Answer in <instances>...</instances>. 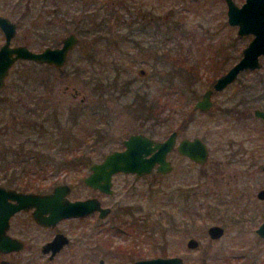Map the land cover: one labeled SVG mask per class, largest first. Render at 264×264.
<instances>
[{"label":"flooded vegetation","instance_id":"obj_1","mask_svg":"<svg viewBox=\"0 0 264 264\" xmlns=\"http://www.w3.org/2000/svg\"><path fill=\"white\" fill-rule=\"evenodd\" d=\"M68 1L75 0H0V46L5 41L8 47L24 46L32 51H40L45 46H59L62 36L58 39V43H50L43 47H41L40 37L51 33L50 30L57 21L61 23L55 14L60 4ZM80 1L93 2L92 0ZM114 1L116 0L112 2ZM46 2L52 5L48 7L41 5ZM114 13V8L107 10L105 13L107 16L103 15L97 22L95 13L93 16L83 15L75 20L74 30L66 33L75 34L77 40L78 34L97 33L99 35L98 39L102 41V44L98 48L91 47L86 50L84 58L80 59L83 64L93 66L96 63L98 66H104L107 63L105 54H109L115 47L119 48L126 41L133 47L146 45L148 40L145 36L154 37L157 34L159 27L157 21L152 20L154 19L152 9H146L144 13H141L138 7L136 18H132L127 24L122 21V28L126 31L122 33V38L118 34L117 38L111 40L104 34L109 30L103 25L107 17L114 16ZM48 15L50 16L46 22L44 21L42 27L41 19ZM2 19L6 21L2 22ZM110 34L117 36L113 32ZM248 35L250 34L236 36L240 38ZM168 39L165 36L161 41ZM77 40L68 50L62 65L55 66L31 59L17 58L2 78L0 113L4 114L5 120L0 127V133L3 135V139L0 140V186L7 191L12 190L22 195L19 198L0 195V201H4L7 206L20 203V208L8 216L7 225L4 228V234L15 239L18 246L16 249L0 251V264H7L5 258L13 259L12 264H138L140 261L157 257H177L182 264H188L183 258V252L177 250L169 252V246L180 245L184 246L187 252L194 249L199 252L202 247L200 236H204L211 244L221 238L224 232L222 225L211 223L205 228L206 234H196V238L192 235L169 236L167 234L168 230H177L178 226L199 227L202 216L199 211L201 205L208 209L205 212L207 218L211 217L209 211L216 209L221 210L223 216H229L235 225L252 223L256 219L257 225L254 228L256 234L254 242L249 243L246 248L243 245L240 252L233 243L218 250L209 246L207 248L209 250L206 251L204 247L202 257H207L209 262L203 261L196 264H264V237L256 232V228L264 220V213L256 210L257 207H255L257 202H264V195L259 194L260 190H264L263 180L261 182L259 180L264 178V155L260 154L264 150V132L258 133L252 140L234 141L228 137L231 135L229 131L242 133L244 124H251L254 120L264 126V119L252 114L253 109L264 110V108L252 106L249 110L257 97L264 94H214L221 92L231 82L221 90L213 91L208 96L210 102L208 107L192 110L196 112V115L203 114L210 117L214 115L212 124L203 136L196 134L193 137L181 135L185 123H179L177 128L168 130V122L163 115L161 116L163 110L159 107L162 102L160 103L156 96L145 94V99L139 101V109L145 112L147 117L139 120L140 125L138 124L137 129L123 126V130L118 135L117 146L98 155L99 157L95 160L90 155L74 157L70 136L71 119L74 115L71 111L73 106L68 110L65 109L67 103L66 100H61L63 94L67 92L71 100L78 97L76 102L78 105L74 106L87 110L84 114L92 143L104 144L106 125L110 123L108 115L112 113L111 105L115 102L119 103L121 98L128 95L126 93L133 87L132 83L135 80L131 76L125 80L121 78V80L106 83V86H110L114 92L111 94L112 92L106 90L103 80L100 79L97 87H93V90H96L95 98H89L87 94L80 95L77 88L69 86L70 73L89 70L84 65L76 70L65 67L68 54L77 44ZM148 43L152 49L158 48L156 40L150 38ZM167 51L162 52V60L165 64ZM24 62L38 66L37 70L34 68L33 71V91L30 93L25 90L28 78L25 80V74L21 71L16 79V82L20 84L13 86L11 91L15 95L9 96L10 93L5 90L7 76L15 64L20 63L25 66ZM41 68L45 70V74L41 73ZM121 71L122 69L116 70V78L121 76ZM245 71L247 70L240 73ZM138 72L140 75L144 74L141 68ZM91 75L92 71L87 73V77ZM198 77L199 75L196 79ZM213 81L205 89L210 88ZM60 82L63 84L58 86ZM201 95L196 94V101L201 98ZM134 103H136L135 98L128 104L134 105ZM65 113L63 129L61 121ZM229 117L236 118L237 122H244L243 126L236 123L230 128H225L226 123L223 121L227 122ZM47 122H51L54 128L59 130L58 139L54 138L50 132L47 133ZM15 124H19L18 128ZM249 130L247 128L245 132ZM171 131H175L174 143L164 155L169 163L168 171H158L155 162L148 171L139 173L128 170L114 171L109 175L107 185L103 178L89 180L93 172L91 166L94 163H100L108 152L124 150V140L130 135L141 134L154 141H162ZM221 131H224L227 136ZM16 133L21 135L20 139L12 138V136H18ZM194 137L200 139L205 146L206 154L202 160L194 161L177 150L176 145L180 140ZM224 137L227 138L222 139ZM207 138L216 144L213 148L208 147L209 139ZM77 142L79 143L75 149L78 147L83 149L88 141L82 139ZM31 144L50 147L48 150H51V155L45 158L36 156V169L25 170V163L32 161L30 158L33 155L24 158L23 147ZM224 150L227 151L225 155L223 154V157H227L226 160L216 156L213 157L214 160L208 161L210 152L214 155L213 151H215L217 155H220L219 153ZM248 151L251 153L258 151L259 154H237ZM57 152L61 153L59 164H55ZM63 152L68 153V156H63ZM152 152L153 150L143 158H147ZM74 160L79 165L86 166L75 184L71 181L73 173L76 172L73 169L77 167L73 165ZM239 163L244 169H235L234 165ZM141 165L140 168L144 167L143 164ZM17 166H19L18 170H16ZM48 166H52L54 170L46 171ZM186 167L188 169L184 170ZM194 167L196 169L192 170ZM176 169L180 172L179 176L175 177L173 173ZM251 183H254V195L249 196L247 190ZM75 201H82L83 210H80L82 213H67L69 203ZM154 201L158 202L154 203ZM154 206L157 207L155 213ZM246 211L250 212L248 218H244L247 216ZM211 225L220 226L221 234H209L208 227ZM158 230L159 234L154 236L153 232L156 233ZM188 239H193L195 245L188 246ZM254 246L258 252L252 254L249 251Z\"/></svg>","mask_w":264,"mask_h":264},{"label":"rangeland","instance_id":"obj_2","mask_svg":"<svg viewBox=\"0 0 264 264\" xmlns=\"http://www.w3.org/2000/svg\"><path fill=\"white\" fill-rule=\"evenodd\" d=\"M93 2H81L80 0L68 1L66 3L60 4L57 10V14H55L56 18L61 20V23L57 21L56 25H53V29H51V33H47L41 35V47L43 45H49L50 43H58V39L61 36H64L68 31L74 30L75 20L81 18L83 15L93 16L95 17V21H99V19L104 15L107 10H112L114 8L115 13L114 16H109L105 20L104 27H107L109 32H104V34L111 40L115 39L119 36H122L124 28H122L124 21L126 24L132 18H136V13L138 7L140 12L144 13L146 9H152V15L154 16L153 21H157L158 30L157 34L154 37H147V43L141 44L139 47H133L127 44V41L124 45H121L119 48L115 47L112 49L109 54H105L104 58H106L107 63L104 66H98L94 63L93 66L89 64H83V61L80 59L84 58V54L86 50L89 48H98L102 41L98 38L99 35L97 33H88V34H78L77 44L68 54V59L65 63V67L68 69H80L82 65L86 66V69L89 71L78 73H70L69 78V86H73L79 90V94H87L89 98H95L96 90H93V87L98 85V80L102 79L106 90H110L111 94H114L110 86H106V83H112L113 80H125L129 77L135 79L132 83V88L126 93L127 96H124L120 99V102H115L111 105L112 113H109L108 118L110 119V123L106 125V138L104 140V144H95L91 141V136L87 134L83 135V139L87 140L86 146L82 149L78 147L75 149L76 155L78 156H92V159L95 160L98 158L100 154H104L110 149L117 146L118 135L119 132L123 130L125 126L131 127L132 129H137L140 125V121L142 118H146L147 114L139 109L141 99H145V94H150L151 96H156L159 99V102L162 104L159 106L162 108L163 112L161 116L166 118L168 122V130L177 128L179 123L185 121V127L181 130V135L193 137L196 134L203 136L209 126L212 124V118L208 115L199 114L196 115V112L191 110V107L196 100V94H201L203 90L214 80L215 77H218L222 72H224L239 56L241 48L245 45V43L250 39L251 35L242 36L238 38L235 35V27L230 26L226 23V14H225V3L224 0H92ZM236 4H240L243 0H233ZM42 6L48 7L49 2L41 3ZM50 15L42 18V27L44 26V21L46 22ZM52 17V16H51ZM120 21V22H119ZM163 21V23H161ZM112 29V30H111ZM129 30V29H127ZM116 33L117 36H112L110 33ZM101 36V35H100ZM169 38L168 40L161 41L162 38ZM122 38V37H121ZM144 38V37H143ZM156 40V44L158 48L152 49L149 46V39ZM138 39V37H137ZM140 39V38H139ZM180 45V46H179ZM181 48V55H187L189 58L196 60V76L199 77L193 83H185L186 94L183 99H179V95L176 94L175 90L172 88L170 83V62L169 64L163 63V50H170L175 48ZM190 50H186L187 48ZM227 54V55H226ZM156 61V63H154ZM261 67L259 71H264V56L260 57ZM25 63V62H24ZM30 63L23 64H15L10 70L7 79H6V87L5 90L10 94L9 96H14L12 94L13 86L16 84H20L18 81L16 82L18 74L23 71L26 77L28 78V82L25 84L26 91L32 93L33 89V71L38 68V66L28 65ZM76 66V67H75ZM35 68V69H34ZM144 70V74L140 75L138 70ZM41 73L45 74V70L41 68ZM122 69L121 76L116 78V70ZM37 70V69H36ZM92 71V75L87 77V73L89 74ZM253 71H245L244 73H240L237 78L231 82L225 89L221 92H217L214 94H235L236 90L240 84V81L247 82L251 76H253ZM47 73V72H46ZM174 76H176L175 80H179L181 84L184 85V76L179 71H174ZM89 80V82H88ZM64 82V81H63ZM63 82L58 83V86L63 84ZM137 89V90H136ZM70 90V89H69ZM109 92V93H110ZM145 92V93H144ZM63 94V98L61 100H66L67 107L65 109L71 108L72 106V114L73 117L71 119L72 126L70 127V136L72 142L74 143L73 133L82 134V130L78 129V126L74 124V122H80L79 124H83L87 129V119L85 117L86 109H80L81 107H75L74 105H78L77 98L75 100H71L69 98V94L65 92ZM135 98L136 103L134 105H129L133 99ZM70 100V101H69ZM257 100H255L249 110L255 107ZM264 102V98L261 99V103ZM260 103V104H261ZM145 105V104H144ZM66 106V105H64ZM127 107V108H126ZM118 109V110H115ZM248 110V111H249ZM117 111V112H116ZM80 112H83L84 115L79 116ZM191 114V115H190ZM249 114L251 112L249 111ZM65 118L66 113L62 116L63 129L65 126ZM75 119V120H74ZM4 114L0 113V127L3 124ZM225 128H230L233 124H240L243 126L244 122H237V119L229 117ZM139 124V125H138ZM16 128H18L19 124H15ZM124 126V127H123ZM142 126V125H141ZM47 133H51L54 138H59V130L54 128V125L51 122H47ZM123 127V128H122ZM130 128V129H131ZM249 128V131L245 130ZM212 130V129H211ZM253 131V132H252ZM226 135L224 131H221ZM231 132V137L234 141L240 140H252L257 137V134L260 132H264V126L258 121L254 120L251 124H244L243 132L236 131V133ZM242 135H241V134ZM75 134V135H76ZM244 134V135H243ZM18 136H12V138L20 139L21 135L16 133ZM64 136V133H63ZM227 136V135H226ZM97 137V136H96ZM224 137L222 139H225ZM3 139V135L0 133V140ZM208 141V147L213 148L216 144H213ZM82 140V139H80ZM91 141V142H90ZM224 143V140H223ZM245 143V142H243ZM50 147H44L32 144L30 146L26 145L23 147L24 158L28 155H33L31 165L25 164L24 169H36V160L35 157L45 158L51 155V150H48ZM240 151V150H239ZM210 152L208 161L214 160L213 157L220 156L221 160H226L227 157H223L227 151H223L217 155L215 151ZM251 152L237 153L238 155H250ZM258 155L259 152L251 153V155ZM260 154L264 155L260 152ZM58 155V157H57ZM59 155L61 153H56L55 164L58 163ZM63 156H68V153L63 152ZM22 156V155H21ZM84 158V157H83ZM76 162V161H75ZM77 165L73 171H76L72 175L71 181L74 182L79 180L81 174L85 170V165H79L78 162L73 164ZM233 165V164H232ZM236 170L244 169L242 164H235ZM54 167V166H53ZM19 169V166L16 167V170ZM188 169L187 167L184 168ZM194 167L192 170H195ZM232 169V167L230 168ZM52 166H48L46 171H53ZM234 170V169H233ZM64 171V169L62 170ZM17 172V171H15ZM179 169H176L173 175L179 176ZM260 182L264 178L259 179ZM254 183H251L248 188V195H254L253 193ZM158 202V201H154ZM211 203V202H210ZM255 205L256 210L258 209L260 212L264 213V202H257ZM155 207V206H154ZM251 207V205H250ZM157 207L154 209V213ZM201 222L199 227L196 226H187L182 228V226H178L177 230L170 229L168 230V235H192L196 238V234L205 235V228L208 224L217 223L224 227V232L221 238L215 240V242L209 244L207 239L203 236H200V242L202 247L200 251L196 252V249L190 250L187 252L184 246H169L168 251L171 252L173 250H177L178 252H183V258L188 264H196L201 263L203 261L209 262L207 257H202V252L205 247L206 251H208L209 246L214 247V249L218 250L225 245H230L233 243V246H237V251H241L242 246L245 248L251 242H254L255 232L254 228L257 225V219L252 223L245 224H234L230 217L227 215H222L221 210L211 209L209 211V218L206 216V209L203 205L200 208ZM230 211V210H229ZM232 211V210H231ZM252 210H250L251 212ZM250 212L246 211V215L244 218H248ZM260 219V218H259ZM258 219V220H259ZM160 220V219H159ZM161 223V227H162ZM158 228V227H156ZM154 236L159 234V230L153 232ZM244 242V244H243ZM252 246V245H251ZM212 250V249H210ZM258 249L252 247L249 251L252 254H255ZM209 255V253H207ZM5 262L7 264H12L13 259L5 258Z\"/></svg>","mask_w":264,"mask_h":264},{"label":"water","instance_id":"obj_3","mask_svg":"<svg viewBox=\"0 0 264 264\" xmlns=\"http://www.w3.org/2000/svg\"><path fill=\"white\" fill-rule=\"evenodd\" d=\"M226 22L236 28V35L250 34L248 42L241 48L239 58L233 62L223 73H221L213 81L210 88L205 89L201 94V98L195 100L191 110L196 108L202 109L209 105L208 96L213 91L221 90L230 82L234 81L238 73L247 70L252 71L258 69L261 65L259 57L264 55V0H243L239 5L233 0H224ZM2 19V22H5ZM77 38L75 34L68 33L60 38L61 44L56 47L45 46L40 51H32L24 46L8 47L7 42L0 46V85L2 78L7 72L12 62L17 58L31 59L37 62H45L55 66L63 64L67 52L75 44ZM13 53V55H12ZM252 114L256 117L264 119V110L255 108ZM175 131H171L162 141H154L141 134L130 135L124 140L125 149L122 151L113 150L108 152L100 163H94L90 181L95 178L104 179L107 185L109 175L117 170L128 171H148L153 163H157V170L166 172L169 170V163L165 160L164 155L174 143ZM153 144L152 146H150ZM177 150L196 161L205 157L206 150L200 139L194 137L192 139H182L177 143ZM153 152L147 157L144 155L150 151ZM143 164L144 167L140 168ZM88 179H86L87 181ZM88 180V181H89ZM91 183V182H90ZM260 195H264V190H260ZM0 195L4 197L10 196L19 198L20 193L12 190L7 191L0 186ZM82 201L70 202L67 207V213H82ZM20 208V203L6 205L4 201H0V251H8L16 249L18 244L15 239L4 234L6 220L8 216L15 210ZM74 211V212H72ZM222 228L218 225L208 227V233L211 235H220ZM256 232L264 237V220L256 228ZM188 246L195 245L193 239L187 240ZM138 264H182L177 257L152 258L140 261Z\"/></svg>","mask_w":264,"mask_h":264},{"label":"trees","instance_id":"obj_4","mask_svg":"<svg viewBox=\"0 0 264 264\" xmlns=\"http://www.w3.org/2000/svg\"><path fill=\"white\" fill-rule=\"evenodd\" d=\"M186 50L189 51L190 48L188 47ZM181 51L182 49L180 47L179 48L176 47L174 50L170 49L167 51V58H166L167 64H169L168 62H170V73H171L170 83L172 85V88L175 90L176 94L179 95L178 97L179 99H183L185 97V94L187 93L185 83H190V82L193 83L194 81H196V60L189 58L187 55H181ZM174 71H178V72L180 71L183 74L184 85L181 84L179 80H175L176 76H174ZM252 73L253 76H251L250 79L247 80V82L240 81V84L235 94H264V71H259V69H257L254 70ZM262 98H264V95L261 97H257L256 99L257 102L255 107L264 108V102L261 103ZM82 115L83 113L80 112V115H78L76 118H78L79 116L82 117ZM79 123L80 122L77 121L74 122V124L78 126V129L82 130V134L73 133V139L75 142L72 144V155L74 157L78 156L76 155L75 152V148L78 146L77 144L79 143L77 141L83 139L84 138L83 135L85 134V131H88V126L86 129L85 126H83V124H79ZM181 123H185V121H182ZM28 162L29 163H25V164L31 165L32 161H28ZM74 163H76L75 160L73 161V164Z\"/></svg>","mask_w":264,"mask_h":264}]
</instances>
